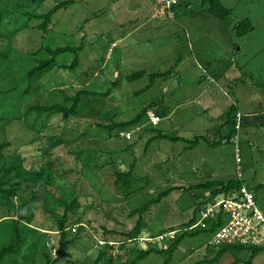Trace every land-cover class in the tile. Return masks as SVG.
<instances>
[{
    "label": "rangeland",
    "instance_id": "rangeland-1",
    "mask_svg": "<svg viewBox=\"0 0 264 264\" xmlns=\"http://www.w3.org/2000/svg\"><path fill=\"white\" fill-rule=\"evenodd\" d=\"M60 1L64 0L27 2L17 9L46 14ZM219 1L231 10L228 25L210 15L203 0H177L171 17L157 0H72L51 15L45 34L35 27L40 21L32 18L26 28L9 35L25 17L15 12L4 19L0 25V142L9 141L10 146L3 155H26L23 165L38 169L47 159H36L48 148L45 136L63 135L65 142L52 150V183L58 189L22 184L20 195L13 196L16 208L0 205V249L15 244L0 264H47V258L54 259L58 234L49 231L53 218L45 210L56 204L50 203L46 192L78 195L76 215L67 224L78 222V216L90 222L78 234L70 233L75 238L69 255L55 264H94L102 226L118 232L131 229L137 218L130 216L131 211L159 192L178 187L144 213L139 239L143 248H164L165 239L155 236L170 228L182 230L198 202L211 203L208 190L186 188L237 179L234 144L217 132L227 131L224 123L234 104L243 116L264 114V0ZM15 3L3 0L0 7L14 11ZM81 44L79 52H62L52 66L31 80L25 77L33 59L43 57L32 54L38 48ZM76 57L73 69L62 67ZM139 71L146 74L126 79ZM166 71L171 76L157 78L149 89L138 92L150 84L151 73ZM206 76L215 83H208ZM78 90L100 94L82 96L76 114L67 120L59 114L27 113L35 105L69 107ZM107 90L108 96H102ZM152 102L149 110L164 115L157 129L179 139L152 138L154 130L143 129L150 128L148 119L138 129L107 130L96 125L131 120ZM127 132L129 139L124 137ZM199 135L207 140L187 148ZM215 139L222 140L211 145ZM238 144L244 183L255 192L256 207L264 213V129L243 125ZM79 150L77 158L73 152ZM131 168L133 191L125 196L115 187L112 173ZM19 198L29 200V210L21 212ZM208 239L203 232L185 237L170 264H231L237 258V264H242L252 253L251 264H264V251L250 250L226 252L210 261L218 248L209 246ZM124 253L113 245L98 264H123ZM164 258L163 253L151 252L136 264L162 263Z\"/></svg>",
    "mask_w": 264,
    "mask_h": 264
},
{
    "label": "trees",
    "instance_id": "trees-1",
    "mask_svg": "<svg viewBox=\"0 0 264 264\" xmlns=\"http://www.w3.org/2000/svg\"><path fill=\"white\" fill-rule=\"evenodd\" d=\"M3 0H0V4L2 3ZM15 8L12 9L14 11H6L2 10L0 7V25L4 21V19H9L10 16L13 14H20L22 18L25 17V21L22 22V24L18 27H15L8 33L9 35H13L17 33L18 31L24 29L27 27V23L32 19H37L40 22L35 26L36 29L41 30L43 34L48 29V25L51 20V15L58 9L62 7H66L67 5L71 4L72 0H64L58 2L52 9H50L46 14H36L34 11H28V10H23L20 9L18 11L17 8H23L25 6V3L29 2L30 4H36L40 0H15ZM203 2H207L208 8L207 12L210 13V15L216 17L220 21H222L224 24L228 25V18L230 16L231 10L224 7L219 0H203ZM178 3L176 2L177 5ZM174 5L171 6V9L173 11ZM236 28V27H235ZM83 44L75 47H70V46H65V47H59L55 49H51L50 47L47 46H42L38 48L36 51H34L32 54H43L42 58H34L33 60L34 65L28 68L25 72V77H27L29 80H31L36 74L39 72L47 69L48 67L52 66L54 64L55 58L57 55H59L62 52H73L77 53L79 52L83 46ZM77 57L69 64V65H62L63 68H70L73 69L77 65ZM177 65V64H175ZM146 74L145 71H139L135 72L133 74L127 75L126 79L127 80H134L141 78ZM167 75H170L169 71L166 72H155L150 74V84L146 86L145 89H142L138 92H142L147 90L153 83V81L157 78H165ZM116 82H113V86ZM110 93L109 90H107L104 93H101L102 96L106 97ZM100 93H97L95 91H88V90H78L77 93L70 98L72 100V103L69 107H66L62 104H53V105H48V106H42V105H35L28 107L27 113L28 112H37V113H44L47 116L59 114L61 115V118L63 120H67L71 116L76 114L77 111V106L80 98L84 95H90V96H97ZM69 99L68 97L65 98V101ZM154 103H150L149 106L144 107L133 119L127 120V121H121V122H112L110 124H103V123H97L96 125L105 128L107 130H112V129H124L128 127H139L144 126L143 121L147 120V112L150 111L149 107L152 106ZM237 111L236 105H232L228 112L227 120L224 123L225 125H228L229 130L226 134H224L223 139L226 138L227 142H230V139L232 135L234 134V125H235V113ZM154 113V112H153ZM159 117H164L163 114L160 112L154 113ZM142 123V124H141ZM245 124L249 125H255L259 126L264 129V114L261 113L260 115H249V116H243L241 114V127ZM151 125V124H150ZM158 125L155 126H150V128L145 127L144 129L148 130H154L155 135L154 139H168V140H176L179 139V137L176 136H169L165 133H162L157 129ZM41 137V134L39 138ZM110 137V134L109 136ZM47 139L48 143V148L44 150L40 156L36 155L37 162H41L43 158L45 159V162L40 168L36 169L35 167L33 168H26L23 165V161L27 159V156H22L20 153L17 152H12L11 154H6L3 155L4 151L10 146L9 141H3L0 142V205L4 207H15L14 201H13V196L18 197L17 195L19 191H21L22 184H25V186H35L39 184H45L46 186L53 188V189H58V184L56 186L52 183V165H53V153L52 150L53 148L57 147L58 145L64 143L63 135L57 136L56 134L52 135H47L45 136ZM126 139V138H125ZM200 139H206L205 136L199 135L196 136L194 139L190 140L187 144V148H192L193 146L197 145ZM150 139L148 143L151 141ZM222 139H219L217 141L216 139L214 141L211 140V145H214L215 142H221ZM32 142V141H31ZM216 142V143H217ZM146 143V146L147 144ZM33 143H31L32 145ZM39 149V147H38ZM82 150L79 151H74L73 154L77 158L81 154ZM8 158L12 159L10 164H6ZM45 165V166H44ZM54 174V173H53ZM113 176H114V185L117 189H120L125 196L130 194L132 190L131 182H132V168L129 169L128 171H113ZM244 183V179H234V180H228L226 182L222 181H207L204 183H199L194 186L188 187L185 190L191 191V190H208L210 197L209 200L212 201V199L222 193H226L234 188H238L240 185ZM55 186V187H54ZM178 187H171L167 190L161 191L157 194L156 197L148 199L142 206L134 209L131 211L130 216L137 215L135 225L126 231H120L118 232L115 229H107L106 227L102 226V232H101V237L100 241H102L101 244H97L100 246L98 254L96 258L94 259V264H98L99 261L102 259L101 257H104L106 255V252L108 250L112 249L113 245H117L121 250H124L126 254V258L123 261V264H136L140 259L144 258L151 252H158V253H163L165 255V258L162 263H157V264H170L172 260V255L173 252L176 250L180 242L187 236H193L196 235L200 232H203L205 234H208L209 237L211 234L214 232V230L217 228L218 223L212 224L210 220L207 221L208 227L199 229H188L191 225L195 223L196 216L199 218V214L201 210L205 207L207 204L206 201H201L196 204L193 208L192 212V217L188 220L185 226H183L182 230H176L174 228H170L168 231L159 234L155 237H159L162 235H165L162 239H165V247L164 248H157L153 245H148L146 248L141 247L140 245V233L143 229V223H144V218L143 215L144 213L153 205L158 204L167 194H169L171 191L176 189ZM253 192V191H252ZM254 194V192H253ZM47 198L51 201L50 203L53 202V205L55 207L50 210L49 207L45 210V212L50 211V214L53 218V223L51 224V228L49 231L55 232L58 234V241H57V249L53 247L54 252V259L49 260L47 258V264H55L59 259L67 257L69 255L68 253V247L71 245L74 241L75 237H69L70 233L71 234H78V230L80 227L83 229H87V227L90 225L89 221H83V217L78 216L79 221L74 222L72 224H67L68 218L73 215H76V208L78 206V198L79 196L76 194H73V196L69 192H62L58 193V195H53V193H47L45 194ZM37 195L33 194L32 198H36ZM53 198V200H52ZM47 199V201H48ZM20 201V206L18 207L21 212L29 210V200H23V198H19ZM49 204V203H48ZM16 208V207H15ZM23 218L22 216H19ZM92 227V225L90 226ZM74 228V231H71V229ZM95 230V229H94ZM47 231V230H46ZM170 231H176L175 235L173 237H170L166 235ZM115 235V236H114ZM119 236V237H116ZM152 238V236H150ZM150 238L147 239L148 243H150ZM19 239V236L17 237L16 240ZM208 244V242H207ZM14 243L4 246L3 248L0 249V261L4 257L5 254L8 252H11L14 249ZM209 246L218 248L216 254L211 257L209 260L213 261L218 258L223 253L226 252H233V251H240V250H250L252 252L255 251H264V246L262 247H249V246H243V245H234V244H219V245H210ZM251 252V253H252ZM120 258V257H118ZM253 258V253L249 255L248 259L243 261L242 264H251ZM240 261V258H237L236 261H233L231 264H237V262Z\"/></svg>",
    "mask_w": 264,
    "mask_h": 264
},
{
    "label": "built area",
    "instance_id": "built-area-1",
    "mask_svg": "<svg viewBox=\"0 0 264 264\" xmlns=\"http://www.w3.org/2000/svg\"><path fill=\"white\" fill-rule=\"evenodd\" d=\"M162 5L166 15L174 16L171 6L176 4L177 0H157ZM147 119L152 125L160 121V117L152 111L147 112ZM241 128V114L236 111L234 134L231 141L235 147V161L237 179H243L240 163L242 162L239 155V131ZM124 137L130 138L127 132ZM221 199L215 196L211 203H207L201 210L198 220L188 229L207 228V221L218 223L217 228L208 239V244L219 245L223 243L243 245L249 247L264 246V213L261 212L255 204V196L245 183L238 188H234L226 193L219 194ZM74 231V228L71 229ZM176 231H170L166 235L173 237ZM165 235L159 236L163 238ZM102 241H98L101 244Z\"/></svg>",
    "mask_w": 264,
    "mask_h": 264
},
{
    "label": "crops",
    "instance_id": "crops-1",
    "mask_svg": "<svg viewBox=\"0 0 264 264\" xmlns=\"http://www.w3.org/2000/svg\"><path fill=\"white\" fill-rule=\"evenodd\" d=\"M153 1H155V0H153ZM145 21H146V20H145ZM123 38H125V37H123ZM123 38H120V39H123ZM120 39H119V41H120ZM170 76H171V75H170ZM201 78H202V77L199 78V81L202 80ZM206 79H207L208 83H213V82L215 83V79H213V77H211V76H206ZM152 85H153V83H152ZM152 85H151V86H152ZM151 86H150V87H151ZM150 87H149V88H150ZM149 88H148V89H149ZM226 94H227V92H226ZM237 111H238V110H237ZM238 112H239V111H238ZM239 113H240V112H239ZM227 116H228V112H227ZM227 116H226V117H227ZM163 118H164V117H160V121H159V123L162 121ZM159 123H158V124H159ZM158 124H156V125H158ZM151 125H152V124H151ZM152 126H155V125H152ZM143 127H144V126H139V128H143ZM136 129H138V128L136 127ZM143 129H144V128H143ZM228 129H229V127H228V128L226 127V130H227V131H228ZM218 131H219V130H218ZM227 131H226V132H223V133H221V134H220V131L217 132V133H219L218 135H219V137L221 138V137L224 136V134L227 133ZM211 132L214 133V134H216L213 130H212ZM172 141H174V140H172ZM253 192H254V191H253ZM254 196H255V192H254Z\"/></svg>",
    "mask_w": 264,
    "mask_h": 264
}]
</instances>
